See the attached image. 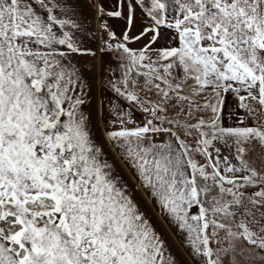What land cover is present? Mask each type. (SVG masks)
Returning <instances> with one entry per match:
<instances>
[{
	"label": "snow or ice",
	"instance_id": "snow-or-ice-1",
	"mask_svg": "<svg viewBox=\"0 0 264 264\" xmlns=\"http://www.w3.org/2000/svg\"><path fill=\"white\" fill-rule=\"evenodd\" d=\"M68 6L0 0V264H179L94 138L91 84L75 57L96 52L75 14L59 11ZM91 6L109 34L100 51L127 61L101 89L106 141L200 264H264V121L252 104L264 112V0ZM105 17L125 22L119 37ZM161 29L174 35L154 47ZM229 92L244 126L221 123Z\"/></svg>",
	"mask_w": 264,
	"mask_h": 264
},
{
	"label": "rangeland",
	"instance_id": "rangeland-1",
	"mask_svg": "<svg viewBox=\"0 0 264 264\" xmlns=\"http://www.w3.org/2000/svg\"><path fill=\"white\" fill-rule=\"evenodd\" d=\"M99 3H104V5L106 6L103 0H99ZM113 20L115 21V23H117L116 25H118L119 28L121 26V28L119 30H114L111 28L109 29L111 31H114L119 37L120 34H122L125 30V22L123 20L115 18H113ZM137 26L141 28V21L137 24ZM146 39L147 38L138 43H131L129 46L133 49H139L144 43H146ZM111 42L115 43L116 41ZM159 43L160 42H158V44L154 47L164 46ZM102 47L103 45L100 44L98 61L86 63L81 57H75V59L79 60L81 64L84 65L85 76L88 78V81L91 84V104L90 106L86 107V111H88L91 115L93 125L92 132L94 138L100 145L103 146L104 152L106 154V159L110 164L113 165L114 174L122 178L123 182L128 186V189L132 194L134 200L137 202L140 210L150 220L155 230L165 241L167 250L176 257V259L179 261V264H200V258L193 257V255L191 254V249L186 245L184 233L180 232L177 226L170 221L169 217L161 212L158 205L156 204V201L151 197V193L140 186L139 178L136 175L135 169H133L130 164L122 158V156L120 155V150L117 148H113L106 141L104 133L108 128L107 121L110 118V113L107 108V99H104V107L102 109L98 106V102L101 100V89L109 88V85L107 84V80L109 79L112 81H119L120 79H122L124 73L123 65H125L127 61L123 59L122 52L118 50L100 51ZM114 95L115 94L110 90L107 92L108 98H113ZM141 95H143V93H141ZM228 101H231L232 103H235L237 101V99L231 94V92L226 94L225 104ZM120 103L124 107L128 106L127 102L123 99H120ZM225 104L220 114L222 125L224 127L242 126V124H238L235 122L233 126L228 125V120L231 119L232 116L231 111L226 108ZM245 116V109H242L241 117L243 118ZM134 119L138 123H142L143 115L139 111H136ZM255 147L256 153H260L261 149L259 148V145H256ZM223 153L227 154V150L225 152L223 151ZM195 211L196 209H193V212Z\"/></svg>",
	"mask_w": 264,
	"mask_h": 264
},
{
	"label": "crops",
	"instance_id": "crops-1",
	"mask_svg": "<svg viewBox=\"0 0 264 264\" xmlns=\"http://www.w3.org/2000/svg\"><path fill=\"white\" fill-rule=\"evenodd\" d=\"M106 4V8L110 7L113 3V0H103ZM99 3V0H97ZM67 4L69 5L67 8L62 7L59 11H67L68 13H74V19L82 25L83 31L77 32L78 38H82L84 42V47L91 48L93 51L96 52V55L94 57L92 56H79L83 59L84 62H94L98 61V53H99V47L101 43V37H103L104 40H109V34L108 30L102 29L100 27V18L96 15L95 9L91 6V0H67ZM108 21V26L111 29L119 30L117 23L113 20V18L105 17ZM117 19V18H115ZM141 21V14L139 13V10L137 12V22L136 26L133 29V34L138 32L140 30L139 26L137 24ZM162 32V39L159 41V44L166 45L169 37L173 36L174 33L161 29ZM143 41V40H141ZM140 41V42H141ZM138 43V42H137ZM173 46H175L176 42H172ZM226 98V97H225ZM226 108H228L229 111H231V119L228 120L232 122V124H229V126H233L234 122L240 124L241 115H242V109L239 107V101L232 103L231 101H228L226 104ZM243 126V125H242ZM222 148V152L226 151V149L223 148L222 145H220Z\"/></svg>",
	"mask_w": 264,
	"mask_h": 264
},
{
	"label": "flooded vegetation",
	"instance_id": "flooded-vegetation-1",
	"mask_svg": "<svg viewBox=\"0 0 264 264\" xmlns=\"http://www.w3.org/2000/svg\"><path fill=\"white\" fill-rule=\"evenodd\" d=\"M252 104H253V107H255L258 110L257 115H256V120L257 121H263L264 120V112H260L259 111L260 106L256 102L253 101ZM245 112H246V110H245ZM246 116H247V112H246ZM228 123L232 124L231 121H229ZM246 123H247V126H253V119L252 118H248Z\"/></svg>",
	"mask_w": 264,
	"mask_h": 264
}]
</instances>
